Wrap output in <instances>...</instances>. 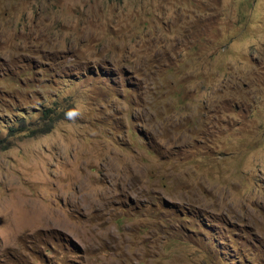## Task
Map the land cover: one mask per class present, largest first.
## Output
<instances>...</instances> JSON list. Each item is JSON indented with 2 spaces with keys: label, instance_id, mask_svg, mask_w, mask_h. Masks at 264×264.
Listing matches in <instances>:
<instances>
[{
  "label": "rangeland",
  "instance_id": "374dc122",
  "mask_svg": "<svg viewBox=\"0 0 264 264\" xmlns=\"http://www.w3.org/2000/svg\"><path fill=\"white\" fill-rule=\"evenodd\" d=\"M46 256L264 264V0H0V264Z\"/></svg>",
  "mask_w": 264,
  "mask_h": 264
},
{
  "label": "trees",
  "instance_id": "16d2710c",
  "mask_svg": "<svg viewBox=\"0 0 264 264\" xmlns=\"http://www.w3.org/2000/svg\"><path fill=\"white\" fill-rule=\"evenodd\" d=\"M52 115H53V116H52ZM45 117H46V118H44L45 120H51L52 118H54V112L51 111V110L47 111V114H46ZM52 120L54 121V119H52ZM52 120H51V121H52ZM65 248L69 251V253L71 254V256H73L74 258L82 255V249H81L80 246L77 245L76 243H70V244H69L68 246H66ZM47 253H48V254H51L52 256H54V253H51L49 250L47 251ZM48 258H49V257L46 256V261H47L48 263L56 264V262H55V263H52V260H51V259H48ZM70 261H71V260H70ZM74 262H76V261H74ZM57 264H62V262H61V261H58Z\"/></svg>",
  "mask_w": 264,
  "mask_h": 264
},
{
  "label": "clouds",
  "instance_id": "9594fccd",
  "mask_svg": "<svg viewBox=\"0 0 264 264\" xmlns=\"http://www.w3.org/2000/svg\"><path fill=\"white\" fill-rule=\"evenodd\" d=\"M68 115H69V117H71L73 115V113H69Z\"/></svg>",
  "mask_w": 264,
  "mask_h": 264
}]
</instances>
